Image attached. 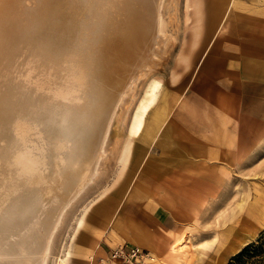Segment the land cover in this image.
Instances as JSON below:
<instances>
[{"label":"bare ground","instance_id":"bare-ground-1","mask_svg":"<svg viewBox=\"0 0 264 264\" xmlns=\"http://www.w3.org/2000/svg\"><path fill=\"white\" fill-rule=\"evenodd\" d=\"M43 1L0 0V264L44 263L61 213L97 174L116 105L144 72L127 59L166 39L160 0ZM158 87L135 111L113 180L83 207L53 264H67L90 208L123 177Z\"/></svg>","mask_w":264,"mask_h":264},{"label":"rangeland","instance_id":"rangeland-1","mask_svg":"<svg viewBox=\"0 0 264 264\" xmlns=\"http://www.w3.org/2000/svg\"><path fill=\"white\" fill-rule=\"evenodd\" d=\"M185 2L186 0H160L157 12L159 31L166 35L163 36L166 39L155 48L161 52L149 54L142 48L137 52L136 46L132 57L127 59L128 68H140L144 72L116 105L107 125L101 148L102 157L96 165L97 174L61 213L43 264H53V259L60 254L83 207L113 180L118 168L119 150L128 138L135 111L140 102L146 99L148 89L155 83L159 87L152 109L163 104L165 114L155 134L145 145V153L168 124L175 133L169 134L162 145L179 148L176 155L178 157L182 154H186L187 158H190L189 154L194 155L191 157L194 161L174 158L175 170L186 175L193 174L198 172L193 165L200 167L202 162L208 169L207 173L211 175L215 171L220 181L217 192L205 197L194 213L184 211L175 215L157 216L159 218L155 222L162 231L168 235L183 236L182 246L175 247L176 251L164 252L165 258L149 253L154 261L147 259L145 263L227 264L232 256L254 242L264 231V85L238 81L239 84L233 86L234 91L232 86H224L219 76L214 80L199 79V69L204 64L214 62L218 68H223V63L232 60V53L229 52L233 45L232 38L227 31L224 33V24L233 15L244 13L245 10L239 0H193V7L186 14ZM76 5L79 6L78 3L73 4L72 11L68 13L73 19ZM64 18L69 19L66 15ZM195 30L197 38H194ZM183 58L186 62L181 60ZM149 113L145 116V124H148ZM201 113V119H205L203 124L193 118V115ZM188 116L190 117L187 118ZM199 130L205 141L199 139ZM132 141L134 149L138 138H132ZM216 147V158L210 157L211 155L207 158L203 156L206 148L210 151ZM154 148L156 150L150 149L148 154L144 153L140 157L141 167L146 168L142 170L137 182L133 180L129 183L128 201L145 185L146 177L154 179L150 181L154 183L147 182V189H152L160 202L165 199L166 193L159 186L168 176L167 161H154L159 155V147ZM151 169L156 171L152 172ZM158 169L162 172L167 170L163 177L159 176L160 173L156 174ZM129 170L128 165L126 174L115 188H119ZM115 188L111 192L118 189ZM125 201L124 197L117 199L108 210L118 212ZM126 210L124 212L131 215L133 210ZM109 215L105 214L106 217Z\"/></svg>","mask_w":264,"mask_h":264},{"label":"crops","instance_id":"crops-1","mask_svg":"<svg viewBox=\"0 0 264 264\" xmlns=\"http://www.w3.org/2000/svg\"><path fill=\"white\" fill-rule=\"evenodd\" d=\"M242 1L239 0V3L243 5L245 12L233 15L232 19L227 21L226 25L224 24V33L227 31V34H230L229 37L232 38L233 45L231 51H229L232 53V56H230L232 60L223 63V68H218L214 62H210L199 69L200 80L206 78L214 80L219 76L223 81L222 84L227 85V87L232 86L231 89L234 91L233 86L238 81L246 84L255 82L264 85V0H244L243 3ZM226 28L230 29L227 30ZM260 54H263V56H260ZM153 107H151L148 115V124H145L146 121H144V129L140 136L136 137L138 141L134 149L132 147L131 158L128 162L130 170L126 179L119 186L120 189L117 187L119 190L115 188L116 191L110 192L103 200L98 201L90 208L85 217L83 228L79 230L75 237L67 264H88L89 261L86 262L88 258L102 257L110 249L119 245L135 246L162 258L164 252L167 253L171 250L174 241L182 239L183 236L168 235L167 232L162 231L156 225L155 221H158L159 218L157 216L160 214L175 215L184 211L194 213L205 197L217 192L220 179L215 171L211 175L208 174V169L203 166L202 162H200V167L193 165L198 170L193 174L186 175V173L175 170L174 158H181V161H194L191 159L194 155L189 154L190 158H187L186 154L178 157L176 155L180 151L179 148L162 145L169 134L175 133L170 125L166 123L167 126L163 127L161 136H158L146 151L148 154L150 149L156 150L154 147L157 146L159 147V150H157L159 155L154 161H167L168 176L159 186V189L166 193L165 199L160 202L152 189H147L148 183H154L150 182L154 179L146 177L144 180L145 185L137 190L129 201L127 200L130 194L128 193L129 183L133 180L137 182L139 175H142V170L146 168L141 167L139 161L140 157L146 154L145 145L155 134L165 114L163 104L152 109ZM202 117V113L201 115H193V118L201 124L205 120L201 119ZM198 134H201V130L198 131ZM199 139L204 140L205 138L200 135ZM216 154L217 147L211 148L210 151L206 148L203 156L207 158L208 155H211L210 157L216 158ZM177 164H179V161ZM150 166L154 167L153 164ZM158 170L156 174L160 173L159 176L162 175V177L167 171L163 170L164 173L161 169ZM151 171L155 172L156 169H151ZM123 197L126 201L118 212L117 210H108V207L113 206L117 199ZM126 208L133 210L131 215L124 212ZM105 214L110 215L106 217ZM163 258L165 257L163 256Z\"/></svg>","mask_w":264,"mask_h":264},{"label":"built area","instance_id":"built-area-1","mask_svg":"<svg viewBox=\"0 0 264 264\" xmlns=\"http://www.w3.org/2000/svg\"><path fill=\"white\" fill-rule=\"evenodd\" d=\"M147 259V251L131 245H119L102 257H91L88 264H146Z\"/></svg>","mask_w":264,"mask_h":264},{"label":"trees","instance_id":"trees-1","mask_svg":"<svg viewBox=\"0 0 264 264\" xmlns=\"http://www.w3.org/2000/svg\"><path fill=\"white\" fill-rule=\"evenodd\" d=\"M227 264H264V231L254 242L232 256Z\"/></svg>","mask_w":264,"mask_h":264}]
</instances>
